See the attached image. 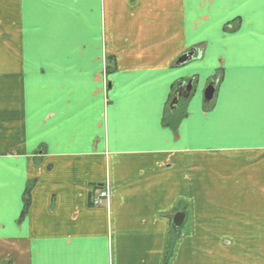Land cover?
I'll use <instances>...</instances> for the list:
<instances>
[{
  "label": "crops",
  "instance_id": "0c3cea01",
  "mask_svg": "<svg viewBox=\"0 0 264 264\" xmlns=\"http://www.w3.org/2000/svg\"><path fill=\"white\" fill-rule=\"evenodd\" d=\"M0 264H264V0H0Z\"/></svg>",
  "mask_w": 264,
  "mask_h": 264
},
{
  "label": "water",
  "instance_id": "95a60500",
  "mask_svg": "<svg viewBox=\"0 0 264 264\" xmlns=\"http://www.w3.org/2000/svg\"><path fill=\"white\" fill-rule=\"evenodd\" d=\"M192 58H193L192 52H188L179 59V63L188 61ZM192 89H193L192 80H190L188 83L184 81H179L177 83V88L173 94V99L170 103V108L175 109L181 97H184V98L189 97ZM215 89H216V83L213 81L210 82L204 92V97H205L206 102H211L214 99ZM177 218L180 219L179 215L177 216Z\"/></svg>",
  "mask_w": 264,
  "mask_h": 264
},
{
  "label": "trees",
  "instance_id": "16d2710c",
  "mask_svg": "<svg viewBox=\"0 0 264 264\" xmlns=\"http://www.w3.org/2000/svg\"><path fill=\"white\" fill-rule=\"evenodd\" d=\"M171 112V115H166L164 118H163V124L164 125H167V126H172L173 128H176L179 121L181 120V118L183 117V114H178V115H175L174 114V111L172 110H169ZM30 194L29 192H27V196L25 197V200H24V209H23V214H25L30 206Z\"/></svg>",
  "mask_w": 264,
  "mask_h": 264
},
{
  "label": "rangeland",
  "instance_id": "374dc122",
  "mask_svg": "<svg viewBox=\"0 0 264 264\" xmlns=\"http://www.w3.org/2000/svg\"><path fill=\"white\" fill-rule=\"evenodd\" d=\"M191 49H192V48H191ZM191 49H190V50H191ZM190 50H189V51H190ZM105 79H106V84H107V78H106V76H105ZM172 94H173V93H172ZM172 94H171V95H172ZM171 98H172V97H171ZM179 107H180V106H179ZM180 108H181V109H184L183 107H180ZM180 113L183 114L182 111H181ZM180 113H179V114H180ZM103 191H104V190H100L99 194H102Z\"/></svg>",
  "mask_w": 264,
  "mask_h": 264
},
{
  "label": "built area",
  "instance_id": "2783aa9c",
  "mask_svg": "<svg viewBox=\"0 0 264 264\" xmlns=\"http://www.w3.org/2000/svg\"><path fill=\"white\" fill-rule=\"evenodd\" d=\"M107 194H108V192H107V191H104V192L102 193V196H107Z\"/></svg>",
  "mask_w": 264,
  "mask_h": 264
}]
</instances>
